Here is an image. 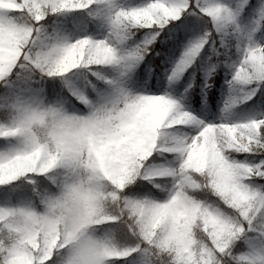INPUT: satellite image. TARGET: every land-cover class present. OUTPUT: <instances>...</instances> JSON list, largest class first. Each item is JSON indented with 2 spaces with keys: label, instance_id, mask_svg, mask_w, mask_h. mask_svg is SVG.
I'll return each instance as SVG.
<instances>
[{
  "label": "clouds",
  "instance_id": "obj_1",
  "mask_svg": "<svg viewBox=\"0 0 264 264\" xmlns=\"http://www.w3.org/2000/svg\"><path fill=\"white\" fill-rule=\"evenodd\" d=\"M176 2L33 0L34 14L6 13L0 264H264V112L235 114L264 88L238 62L245 37L264 48V0H227L235 22L217 32L205 20L202 63L193 67L203 46L193 58L182 49L164 90L150 91L137 84L156 55L150 32L157 16L179 14ZM66 12L99 31L48 25ZM221 64L231 70L227 94L208 122L181 99L198 86L197 69L210 90Z\"/></svg>",
  "mask_w": 264,
  "mask_h": 264
},
{
  "label": "trees",
  "instance_id": "obj_2",
  "mask_svg": "<svg viewBox=\"0 0 264 264\" xmlns=\"http://www.w3.org/2000/svg\"><path fill=\"white\" fill-rule=\"evenodd\" d=\"M254 2V0H250ZM199 20V18H197ZM48 25L57 23L60 27L71 29L73 32H76L79 28L84 33H96L98 25L93 21L86 19L82 16H79L75 12H69L67 17H60L59 14L55 15L53 18H49L47 21ZM205 24L196 23L193 27H190L184 31L182 39L177 41L176 36L179 35L175 30H170L169 32L162 31L161 36L157 37L153 45V51L156 55L149 53L148 57L145 58V63L141 64L140 68V78L137 81V84H144L148 86L153 91H163L164 90V81L165 73L164 69L168 68L174 59L180 54V46L182 42H185L187 39H194L204 30ZM167 28V25L165 26ZM76 30V31H75ZM211 40L206 43L201 49L200 55L196 58L195 65L201 64V57L206 54L209 50V44ZM218 43V41H217ZM152 65L151 72L148 71L147 65ZM193 68L190 67L181 78L180 82L176 85V93L179 94V90L183 88L185 82L188 80L190 73H192ZM231 74L230 67L227 64H221L217 70L216 74L213 77L214 83L213 87L210 90H207L205 93L201 91L199 87L200 82L202 81V75L199 69L196 71V80L197 87L189 90L186 97L181 99L183 104L187 109L194 107L199 112L203 113L210 122H213V118L216 112H220V109L224 103V99L221 100L222 105L218 104V100L221 99V92L225 91L227 93L226 80ZM226 76V78H225ZM146 81V83H145ZM49 89L53 87L52 83L48 85ZM256 97H252L250 100H246L243 103L235 106V114L239 115H253L257 116L260 114L259 109L257 108ZM151 188V185L144 183L143 186H137L134 188V191H143L144 188ZM153 192H156L155 189H152Z\"/></svg>",
  "mask_w": 264,
  "mask_h": 264
},
{
  "label": "snow or ice",
  "instance_id": "obj_3",
  "mask_svg": "<svg viewBox=\"0 0 264 264\" xmlns=\"http://www.w3.org/2000/svg\"><path fill=\"white\" fill-rule=\"evenodd\" d=\"M12 2L18 5V7H12L6 10L0 9V24L12 26L11 16L6 15V13L11 14L26 10L33 12V0H12ZM174 7L179 9L178 15L169 16L161 14L157 16L156 22L153 24L150 32L151 39L156 40L157 37L161 36L162 31L167 33L170 30H175L179 33L176 36V40L179 41L182 39L184 31L193 27L198 22L205 24V20L209 16L217 32H220L227 25L235 22V13L229 8L227 0H208L207 3L204 0H177ZM166 25L167 28H165ZM245 39L249 43L241 41L238 45V62L241 67L246 68L251 73L252 78L264 83V48L251 42L250 36L245 37ZM210 40H212L211 33L204 27V30L198 36L189 40L183 46V54L188 58H193L197 50ZM65 87L70 90H75V85L71 81H67ZM260 93L261 96H264V88L261 89ZM257 98L260 99V97ZM192 119H195V116ZM259 167L264 168V164H261ZM260 203H264V201ZM141 264H147L146 256L142 258Z\"/></svg>",
  "mask_w": 264,
  "mask_h": 264
},
{
  "label": "rangeland",
  "instance_id": "obj_4",
  "mask_svg": "<svg viewBox=\"0 0 264 264\" xmlns=\"http://www.w3.org/2000/svg\"><path fill=\"white\" fill-rule=\"evenodd\" d=\"M68 14H69V12H66V13L59 14V16L65 18V17L68 16ZM49 26H50V27H51V26H58V27H60V25L57 24V23L51 24V25H49ZM75 31H76V30H75ZM98 31H99V28H97V32H98ZM76 33L84 34V32H83L82 30H80L79 28L77 29ZM189 40H191V39H187L185 42H182V43H181L180 50H182L183 46H184ZM167 69H168V68H165V69H164V73L166 72ZM225 78H226V76H225ZM225 82H226L225 85L227 86V80H226ZM138 86H141V87H147L148 90L153 91L152 89H150L148 86H145L144 84H140V85H138ZM154 92H155V91H154ZM226 94H227V93H226L225 91L221 92V99L218 100V104H219V105H222L221 100L224 99V97L226 96ZM254 97H256V98H255V102H256L257 108L259 109L260 113L264 112V96H261L260 91H258V92H257V95L254 96ZM257 97H260V99H258ZM181 103L183 104L182 101H181ZM183 105H184V104H183ZM184 106H185V105H184ZM185 107H186V106H185ZM188 110L191 111V112H193L194 115H196V116L199 117L200 119H203V120H205V121L210 122V121L207 119V117H206L205 115H203V113L199 112V111L196 110L194 107H190ZM219 118H220V112L218 111V112H216V114H215V116H214V118H213V122H216Z\"/></svg>",
  "mask_w": 264,
  "mask_h": 264
}]
</instances>
